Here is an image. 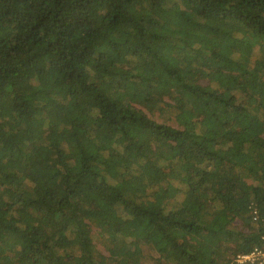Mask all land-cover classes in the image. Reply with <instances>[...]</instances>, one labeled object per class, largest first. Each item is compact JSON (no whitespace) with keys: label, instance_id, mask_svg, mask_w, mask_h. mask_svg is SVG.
I'll list each match as a JSON object with an SVG mask.
<instances>
[{"label":"trees","instance_id":"trees-1","mask_svg":"<svg viewBox=\"0 0 264 264\" xmlns=\"http://www.w3.org/2000/svg\"><path fill=\"white\" fill-rule=\"evenodd\" d=\"M264 0H0V264H264Z\"/></svg>","mask_w":264,"mask_h":264},{"label":"built area","instance_id":"built-area-1","mask_svg":"<svg viewBox=\"0 0 264 264\" xmlns=\"http://www.w3.org/2000/svg\"><path fill=\"white\" fill-rule=\"evenodd\" d=\"M260 256L261 260H264V253H260V252H254L248 256H243V258H241L242 261H253L255 257Z\"/></svg>","mask_w":264,"mask_h":264}]
</instances>
